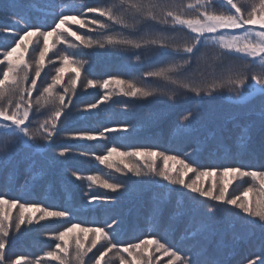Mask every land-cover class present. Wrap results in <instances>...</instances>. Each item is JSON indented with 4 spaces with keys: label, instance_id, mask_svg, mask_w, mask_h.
Instances as JSON below:
<instances>
[{
    "label": "snow or ice",
    "instance_id": "obj_1",
    "mask_svg": "<svg viewBox=\"0 0 264 264\" xmlns=\"http://www.w3.org/2000/svg\"><path fill=\"white\" fill-rule=\"evenodd\" d=\"M243 2L248 5L247 8L239 0H108L97 6H91L87 0H80L79 4L69 0H27L24 5L26 11H20V0H10L9 7L17 11L8 18L21 26L19 31L23 34L14 40V46L10 49L0 51V65L4 66L0 69V138H4L0 142V172L23 152L24 159L30 163L23 170L21 188L28 191L43 178V171H36V157L46 158L55 137L71 118L72 98L76 95L82 70L88 61L58 49V45L70 49L82 47L117 51L154 48L158 50L157 55L168 57L167 61L140 73L135 79L118 76L102 82L88 79L85 88L99 87L105 94L96 103L85 106V113L91 114L101 103L110 100L113 92L139 100L167 97L173 101L169 107L174 106L181 95L187 100L190 99L187 94L191 93L199 104L205 97L217 99L224 89L234 92V102L240 105L255 97L264 100V0ZM40 4L44 8L39 7ZM32 12H44L45 16L50 12L58 19L53 27L47 28L46 24L39 22L41 17H33ZM84 12L93 15L86 18ZM71 25L87 29L90 33H99V37L78 33ZM141 26L149 30L141 33ZM5 31L12 35L18 33L15 28H0V33ZM201 49L205 51L201 53L200 60L211 57L213 74L210 80L195 79L187 73L193 56ZM57 51L59 66L54 68V75L45 84L42 73L47 76L46 66L54 64L50 53ZM134 58L140 60L141 56L137 52ZM226 60H239L241 65L225 66ZM218 65L223 66L224 72L219 76L215 75ZM249 69L252 71L249 72ZM153 80L158 83L150 85L149 81ZM60 88L63 91H59ZM41 109H46L47 114L41 113ZM34 110L44 116L35 127L32 126L37 119ZM82 118L87 120L88 116ZM195 120L196 115L188 112L180 124L172 127L171 134L176 138H193ZM159 122L160 117L151 110L139 121L144 129H154ZM254 132L257 141H254ZM113 133L117 135H110ZM135 133L136 128L125 122L123 126L105 127L101 131L76 130L63 138L77 142L108 141L102 155L83 150L79 154L91 155L98 166L111 172L123 176L131 174L137 178L158 177L173 186L158 185L162 192L153 197L148 219L150 226L159 224L164 206L171 202V195L175 193L177 199L168 216L167 227L171 229L181 218H187L181 237L182 240L192 241L187 252L156 237L122 244L123 221L117 215L108 214L107 208L101 221L85 225L73 220L72 208L52 209L43 203H28L0 193V264H45L48 260L56 264H88V260H92L93 264H115L116 261L119 264H157L161 257H168V264H229L225 249L230 244L225 242L224 234H219L220 239L214 248L207 246V242L217 235L211 223L216 214L222 211L228 213L232 226L239 223L264 232V170L247 169L240 165L201 169L192 159L194 155L207 152L209 157H216L220 153L226 155L231 150L220 139L194 138L188 148L181 147L171 154L157 148L120 150L117 142H127ZM254 142L258 143L259 153L264 157V104L259 110L258 124L253 120L243 125L235 147L240 151H249ZM73 146H63L56 156L65 157ZM114 157L118 159L114 160ZM52 160L55 162V158ZM137 160L142 162L143 167ZM189 173L194 174L195 179L187 181L185 178ZM72 175L75 180L88 183L86 199L78 209L83 212L95 213L101 202L115 203V197L92 192L93 185L112 193L127 188L123 182L111 178L110 173L101 171L99 167L95 174L82 176L73 172ZM202 177L214 179L204 186L197 183ZM244 178L250 179L251 184L241 195L229 198L230 185ZM9 179H15L14 173H9ZM181 189H187L193 195L186 196ZM197 196L202 199L197 200ZM185 199L190 202L188 205H185ZM203 200L215 202L207 206L211 216L199 215ZM217 205L228 207L220 208ZM231 209L238 211L232 212ZM48 219H59L68 224L51 236L57 241L53 250L36 260L7 257L6 245L12 232H19L22 225H33ZM238 238L233 236V241ZM89 253H92L91 257ZM259 264H264V255H261Z\"/></svg>",
    "mask_w": 264,
    "mask_h": 264
},
{
    "label": "trees",
    "instance_id": "obj_2",
    "mask_svg": "<svg viewBox=\"0 0 264 264\" xmlns=\"http://www.w3.org/2000/svg\"><path fill=\"white\" fill-rule=\"evenodd\" d=\"M63 2V0H61ZM72 3H80V0H69ZM108 0H87V3L91 6H97L98 4H105ZM243 7L247 8L248 5L239 0ZM27 3V0H20V11H26L24 5ZM10 0H0V28H15L18 29L17 34H21L22 31H19L20 25L15 24L9 15L14 14L17 10L9 7ZM39 7L44 8L43 4H40ZM47 12L48 10L45 9ZM79 11V9H78ZM33 17L40 16L41 24H46L47 28H50L54 25L55 21L58 19L53 13H48L45 16L44 12L36 13L32 12ZM90 15H93L90 13ZM149 30L144 26H141L140 32ZM6 32V31H5ZM10 33H4L1 35V43H14V38L17 36ZM59 49V48H58ZM64 51L69 52L66 46L60 47ZM84 50L85 55L79 51L77 55L79 58L86 59L88 63L85 66L84 71L90 79L99 80L98 77L101 76V64L106 62V58L110 57L112 52L118 53L119 51L114 49H80ZM133 54V58L138 52L141 56L140 60L133 61L130 67H123V65L110 64V67L107 71V76L101 77L102 79L118 76L123 79H135L140 73L149 70L153 66H159L165 61L168 60V57L157 55V49L146 48L140 50H127ZM204 49H201V52L196 53L192 58V64L187 69V73L192 74V78L195 79H208L212 78L213 69L210 66L212 61L209 56L206 60H200L199 57L201 53L204 52ZM74 53V51L72 52ZM53 57L54 65L59 66L56 57L59 55V52L50 53ZM87 55V56H86ZM118 55H116L117 57ZM88 57V58H87ZM116 59V58H115ZM224 65H236L240 66L241 61L239 60H226ZM49 67V66H48ZM223 66H217L215 75L219 76L224 74L222 71ZM226 70V69H225ZM47 76H44L42 73V79L44 83L50 82L51 76L54 75V68L48 71V68L45 69ZM252 69H249L251 72ZM83 72V73H84ZM85 77V74H82ZM158 81H149L150 85L157 84ZM43 87V84H41ZM87 96L82 99H77V96L72 98V105L70 113L74 111V118L69 119L67 126H63L62 130L66 128L67 131L73 132L76 130H87V131H101L105 127H119L123 126L126 123L134 126L136 128L135 136L127 142H117L120 150H129L130 148H157L161 151L168 153H173L179 151L181 147L188 148L194 142V138H199L203 140L207 138L208 140H222L226 145H229L231 150L225 155L224 153L218 154L216 157H209L207 152H200L192 157V159L198 164L201 169L209 166H237L240 165L247 169H259L264 170V157H261L259 153L258 143L254 142L250 146L249 151H240L235 145L237 138L241 132L242 125H239L240 120H235L230 117L231 109H233L234 102V92H229L227 89H224L223 92L219 95L217 99L210 100L205 97L203 101L197 103V98L191 93L187 95L190 99H184L183 95L178 98V102L173 105V101H169L167 97H156L150 98L149 100H139L132 99L120 95H116L113 92L112 98L106 103H101L99 107L95 110H92L91 114L85 113L88 116L87 120H84L82 117L84 114L76 113L78 109L81 108L85 102L89 101L90 104L95 103L97 99H100L101 96L105 94L104 90L95 87L87 89ZM91 94V96H90ZM76 99V100H75ZM135 100L136 102H133ZM127 105V107L125 106ZM232 106V107H231ZM197 109L199 111L197 112ZM117 110V111H113ZM149 110L158 114L160 117L159 126L154 129H144L139 121L140 117L146 114ZM259 108L256 110H251L250 107L246 110V119L245 122L249 123L251 121H256L258 124L259 121ZM112 111V112H111ZM135 111L136 114L130 116L129 119L123 118L122 113L124 112ZM117 114L115 115V113ZM188 112H192L196 115V120L194 122V133L193 138L184 139L174 137L172 132V127L174 125L180 124L182 117ZM121 113V114H120ZM112 114V116H111ZM120 114V115H119ZM115 115V116H113ZM119 115V116H117ZM81 117L77 119V117ZM119 117V118H118ZM202 121V124L199 128L197 125ZM239 125V127L237 126ZM35 127L36 125H32ZM110 135H117L115 133ZM254 141L258 140L254 132ZM155 137V139H153ZM4 138H0V142H3ZM108 141H94V142H77L71 140H58L55 142L49 151L59 152L63 146L74 145L71 150L66 154L65 157H58L56 155H50L48 152L45 157L37 156L36 160L38 162V167L36 171H43V178L39 179L33 186L30 187L28 191H24L21 188V183L24 178V168L27 166L30 161L24 159V153L21 152L15 159L0 172V193L6 194L8 197L18 198L28 203H43L48 205L52 209L59 208H72L74 209L73 220H78L82 224L89 225L93 221H101L105 217L104 209H97L95 213L93 212H83L79 211V206L86 199L85 193L88 191V183L84 180L77 181L72 175L73 172H77L82 176H87L90 174H95L98 167L101 171L105 173H110L111 178L116 181L123 182L127 188L132 187L128 186L127 180L135 178L134 176L127 175L123 176L119 173L111 172L109 169H104L103 166H98L97 162L92 158L91 155L81 156L79 152L83 150L86 153L92 154H104L106 147L108 146ZM80 145L82 147H78ZM101 149V150H100ZM52 158H55L53 162ZM158 163H162L159 162ZM9 173H14L15 179H9ZM144 187L139 188V191L135 192H117L112 193L104 189H100L95 185L92 186V192L115 197V203L108 204L113 206L109 209L108 214H118L123 221V231L121 235V243H135L139 242L140 239L145 238H161L166 240L168 244L177 248L182 252H187L192 241L182 240L181 237L184 233V227L187 222V218H181L177 221L171 229L167 227L169 221L168 216L173 210V205L177 199L176 194L171 195V202L164 206V213L159 224L155 226H150L149 223V214L153 204V197L162 192V188L158 185H163L166 187H173L167 185V182L160 180L158 177L146 176L144 180L138 178ZM187 181L195 179V175L190 173L188 177L185 178ZM210 177H205L204 180L197 181L198 184L207 186V182L210 181ZM155 182V183H153ZM81 188V190H79ZM126 188V189H127ZM186 196H192L193 194L188 192L187 189H181ZM197 200L202 198L196 197ZM185 205H188L190 202L185 199ZM104 204V203H103ZM209 204H215L213 201L203 200V204L199 208V215L202 216H211L212 214L207 212V206ZM118 205H121V209H118ZM101 207V204L100 206ZM98 207V208H99ZM220 208H227L228 206L217 205ZM112 209V210H111ZM232 212H237V209H231ZM45 225L43 229L46 230L47 234L54 235L58 231L63 230L68 224H60V221H51L52 225ZM211 223L213 225V230L217 233L216 236H213L210 241L207 242V246L211 249L216 246L220 239L219 234H224L225 242L230 244V247L225 249V253L228 256L229 264H258L261 255H264V232L259 228H249L236 223L235 226H232V222L228 213L220 212L216 214ZM39 232V235L42 234V223L35 224ZM238 228V229H237ZM45 232V233H46ZM149 233L151 234L149 236ZM33 239L25 241L23 236L18 239V241L11 246L6 245V254L7 257L13 259L16 253L21 254V256L27 258V255L32 256L31 259H38L42 257V254L46 251H51L53 246L57 241L53 242L48 246L46 239L40 237L37 238L36 235ZM17 236V235H16ZM42 236V235H41ZM233 236L239 237L233 241ZM14 237V236H13ZM16 238H19L17 236ZM175 238V241H173ZM10 236L8 240H10ZM41 240V241H39ZM51 240V241H52ZM99 247V245H98ZM158 253H156L157 255ZM91 254L89 253V257ZM168 258V257H166ZM88 259V258H86ZM169 259V258H168ZM161 260H163L161 258ZM45 264H56L55 261H45ZM88 264H93L92 260H88ZM115 264H119L118 261ZM165 264H168L166 261Z\"/></svg>",
    "mask_w": 264,
    "mask_h": 264
},
{
    "label": "rangeland",
    "instance_id": "obj_3",
    "mask_svg": "<svg viewBox=\"0 0 264 264\" xmlns=\"http://www.w3.org/2000/svg\"><path fill=\"white\" fill-rule=\"evenodd\" d=\"M79 4V3H78ZM83 15L86 17V18H90L92 15H90V13H86V12H84L83 13ZM54 26V25H53ZM52 26V27H53ZM71 27H72V29L73 30H75V31H77L78 33H83V34H85L86 36H89V37H93V38H98L99 37V33H90V32H87V29H81V28H79L78 26H76V25H71ZM4 33H8L7 31L6 32H2V33H0V39H1V35L2 34H4ZM21 34H23V33H21ZM21 34H17V36L14 38V40L15 39H18L19 38V35H21ZM70 41L72 40V38L71 37H69L68 38ZM72 42H75V41H72ZM12 46H14V43H1L0 42V51H2V50H8V49H10V47H12ZM62 46H65V45H58V48L60 49V47H62ZM67 48V47H66ZM80 49H83L82 47H80V48H78V49H70V48H67V50L69 51V53H72L73 51H74V54H76V55H78L79 54V51L82 53V55L84 56L85 55V53L83 52L84 50H80ZM94 50L96 49V48H93ZM99 49V48H98ZM64 50V49H63ZM58 52V51H57ZM56 53V52H55ZM131 52L130 51H127V50H121V51H119L118 53H116V52H112V54H111V56L110 57H112V58H106V62L105 63H103V64H101V68H103L102 70H101V76H99L98 77V81H100L101 80V77L103 76L104 77V75L105 76H107L106 74H107V71H108V69H109V67H110V64H112V65H116V64H118V65H123V67H130V65L132 64V62L133 61H136V59L135 58H133L132 56H133V54L134 53H132V54H130ZM116 55H118L117 57H116ZM87 56V55H86ZM0 58H2V56H0ZM88 58V57H87ZM116 58V59H115ZM86 60V59H85ZM49 66V67H48ZM4 66L3 65H0V69H2ZM56 66L54 65V64H49V65H47L46 66V68H48V71L49 70H52L53 68H55ZM84 72V71H83ZM82 72V74H85V77L84 76H82L81 75V79H80V81L78 82V86H77V92H76V95L75 96H77V99H82V98H84L85 96H87V95H89V94H87V88H85L84 87V85L86 84V82H87V80L88 79H90L89 77H88V75L84 72L83 73ZM0 76H2V71H0ZM67 75L65 76V82H67ZM105 78H103L102 80H104ZM97 81V80H96ZM59 91H63V89L62 88H60V89H58ZM35 95H36V93H34V97H33V99L35 98ZM90 96H91V94H90ZM233 96H234V99H232L233 101L235 100V93L233 94ZM74 98V97H73ZM76 100V99H75ZM98 100H100V99H97L96 101H95V103L98 101ZM106 102H108V100L107 101H105L104 103H106ZM133 102H136L135 100H133ZM90 103H89V101H87V102H85V104L84 105H82L81 106V108L80 109H78V110H76L77 112L76 113H78V114H84L85 115V112H83V109H84V107L85 106H87V105H89ZM232 104H233V109H231L232 111H231V115H230V117L231 118H233V117H235V119H233V122L237 119V120H240L238 123H239V125H245V124H247V122H245V120H247L246 118V110L250 107V109L251 110H256V109H260V107H261V105L262 104H264V100H262L261 98H259V97H255V98H252L249 102H246L245 104H243V105H240V104H237V103H235V102H232ZM232 107V106H231ZM113 111H117V110H113ZM112 112V111H111ZM41 113H44L45 115L47 114V111H46V109H41ZM73 113H74V111H73ZM73 113H70V120L72 119V118H74V114ZM36 117H37V119L36 120H34L33 121V124L32 125H36L37 123H38V121L40 120V119H43L44 118V116L43 115H40V114H37L36 112H35V110H34V113H33ZM117 114V112L115 113V115ZM121 114V113H120ZM119 114V115H120ZM134 114H136V112L135 111H132V112H124V113H122V116L121 117H123L124 119L125 118H127V119H129L130 118V116H132V115H134ZM115 115H113V116H115ZM119 115H117V116H119ZM111 116H112V114H111ZM119 118V117H118ZM67 122H69V121H67ZM199 122V121H198ZM235 123V122H234ZM201 124H202V121L201 122H199L197 125L199 126V128H200V126H201ZM63 127V126H62ZM68 133H71L70 131H67L66 130V128H64V130H62L61 131V133L57 136V137H55V142H57L58 140H64V136L66 135V134H68ZM101 150V149H100ZM50 155H56V151H49L48 152ZM114 160H117L118 158H113ZM137 163L138 164H140V166L141 167H143V164H142V162L140 161V160H137ZM130 175V174H129ZM189 175H190V173H189ZM140 178H142V180H144L145 179V177H140ZM204 178L205 177H202L201 178V180H204ZM125 180H127L126 182L128 183V186H132V187H129V188H127L126 190H121V192H127V193H130V192H135V191H139V188H141V187H144V186H146V185H144V183H142V181H140L137 177H135V178H131V179H125ZM251 184V181H250V179H248V178H244L243 180H238V181H235L232 185H230V187H229V192H228V196H229V198H233V197H235V196H239V195H241V193H243L244 192V190L249 186ZM79 190H81V188H79ZM243 198V197H242ZM114 206V205H113ZM113 206H111V205H108V204H103V202H101V207H99L98 209H105V208H107V209H110V208H113ZM119 207H118V209L119 210H122L121 209V205H118ZM112 210V209H111ZM14 214H15V211H14ZM115 215H118V214H115ZM241 215H243L242 213H241ZM60 221L59 223L60 224H63V225H65V224H67V222L66 221H63V220H59V219H48V220H44V221H41L40 223H42V236L41 235H39V233H41V232H37L38 230L36 229V228H34V226H35V224H33V225H22V228H21V230L19 231V232H12L11 234H10V240H8V241H10L9 242V245L11 246V244H14V243H16L17 241H18V239H20V238H22V237H20V236H23L24 237V235H25V237H24V239H26L25 241H28L29 239H33V237L35 236L34 234H36V235H39V236H36L37 238H39L40 239V237H42V238H44V239H46L47 241H45V242H47L48 243V246H50V244L53 242V245H54V243H55V241H53L52 239H51V236L52 235H50V234H47V232H46V230H44L43 229V227L45 226V225H48L47 223H45V222H47V221H50V222H48V223H50L49 225H52V223H51V221ZM45 225H44V224ZM241 225V224H240ZM238 229V228H237ZM58 232L60 231V230H57ZM62 231V230H61ZM46 232V233H45ZM57 232V233H58ZM19 236V238H16L17 236ZM14 236V237H13ZM52 240V241H51ZM39 241H41V240H39ZM173 241H175V238H174V240ZM53 249H54V246H53ZM52 249V250H53ZM94 252L96 251L95 249L93 250ZM47 252V251H46ZM45 253V252H44ZM91 255L90 256H92V253H90ZM155 255H156V253H155ZM30 255H27V258L28 259H31L32 258V256L31 257H29ZM42 256H43V254H42ZM156 256H161V254L160 253H158ZM18 257H22L21 256V254H18V253H16V255L14 256V258H13V260H15V259H17ZM24 257V256H23ZM25 258V257H24ZM161 258L163 259V260H161ZM160 258V260L159 261H157V264H165L166 263V261H168V258H166V257H161ZM32 260H34V259H32ZM260 260V259H259ZM259 264V263H258Z\"/></svg>",
    "mask_w": 264,
    "mask_h": 264
}]
</instances>
